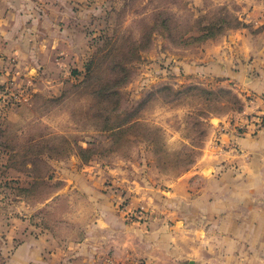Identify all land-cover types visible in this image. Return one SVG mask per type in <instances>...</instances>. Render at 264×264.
<instances>
[{
  "label": "rangeland",
  "instance_id": "374dc122",
  "mask_svg": "<svg viewBox=\"0 0 264 264\" xmlns=\"http://www.w3.org/2000/svg\"><path fill=\"white\" fill-rule=\"evenodd\" d=\"M263 59L264 0H0V264H264Z\"/></svg>",
  "mask_w": 264,
  "mask_h": 264
},
{
  "label": "crops",
  "instance_id": "0c3cea01",
  "mask_svg": "<svg viewBox=\"0 0 264 264\" xmlns=\"http://www.w3.org/2000/svg\"><path fill=\"white\" fill-rule=\"evenodd\" d=\"M30 6L22 7L21 11L18 12V15H21V12H29L28 9ZM24 10V11H22ZM40 11L39 9H37ZM36 13V12H35ZM26 14L23 13L22 17H24ZM13 26V25H12ZM11 26V28H12ZM19 27L17 24L13 26V31H16V33L19 31ZM16 33H10V38L13 39V44L20 46L25 45V37L21 33L20 36H17ZM25 42V43H24ZM262 64H264V59ZM264 66V65H263ZM261 77H262V86L260 88V92L264 94V68L261 71ZM244 147L248 150L250 153L248 160L242 162H239V167L236 170V174L238 177L239 175H245L246 182H241L242 186H245L247 190L254 191V199L256 205H261L262 210V221L264 224V135L260 137L258 140L253 141V143L250 141L244 142ZM260 192H262V197L260 200ZM33 230L37 231V235L33 236L32 234L28 233V237L25 236L22 240L23 242L14 250L10 258L7 260L6 264H44L45 261L44 256L48 248L51 247L52 243V235L46 236L45 231L41 230L38 227L34 226L32 228ZM45 232V233H44ZM44 233V234H43ZM49 238L51 240H49ZM44 261V262H43Z\"/></svg>",
  "mask_w": 264,
  "mask_h": 264
},
{
  "label": "trees",
  "instance_id": "16d2710c",
  "mask_svg": "<svg viewBox=\"0 0 264 264\" xmlns=\"http://www.w3.org/2000/svg\"><path fill=\"white\" fill-rule=\"evenodd\" d=\"M86 70H88V73H89V66H88V68L86 67Z\"/></svg>",
  "mask_w": 264,
  "mask_h": 264
}]
</instances>
